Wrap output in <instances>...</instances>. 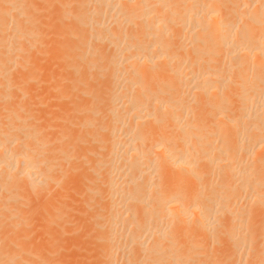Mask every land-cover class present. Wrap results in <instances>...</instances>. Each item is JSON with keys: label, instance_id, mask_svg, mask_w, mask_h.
I'll return each instance as SVG.
<instances>
[{"label": "bare ground", "instance_id": "6f19581e", "mask_svg": "<svg viewBox=\"0 0 264 264\" xmlns=\"http://www.w3.org/2000/svg\"><path fill=\"white\" fill-rule=\"evenodd\" d=\"M33 1L0 0V264H52L23 246L39 213L21 201L51 192L70 150L90 166L84 201L105 203L102 264H209L225 234L233 263L264 254V0H64L71 26H51L77 43L55 46L61 69L49 48L46 78Z\"/></svg>", "mask_w": 264, "mask_h": 264}, {"label": "rangeland", "instance_id": "374dc122", "mask_svg": "<svg viewBox=\"0 0 264 264\" xmlns=\"http://www.w3.org/2000/svg\"><path fill=\"white\" fill-rule=\"evenodd\" d=\"M34 1H33V6H34L33 11H36V13L34 12L35 16H33V18L31 17V19L32 20L35 19L36 22L40 21V22H37L40 25H41V23L43 24L42 26H44V27H41L39 25V27H40L39 29H41V30L44 29L42 31L40 30L41 32L46 31V33L44 32L45 34L42 33V36H43V34H44V37H46L45 35H48V37H46V38H49L48 40H50V39L51 40H50L49 44H44L43 46H41L39 44V48L41 50L40 49L36 50V48L32 47L34 50H36L34 53L39 51V52H37V53H39V55L33 53L34 57L32 60H34V58H35V60H37V59L39 60L42 56V58H44V57L47 58V62L50 61L49 59H51V60L53 59L52 61H54V59L57 60L58 62H56V64H55L56 67H57V63H59V65H60V62L63 63V65L61 64V66H58L59 69H61L62 67H67L71 61H69V59H66V61L61 60L62 53L58 52L59 50L55 49L56 48L55 46L57 44L60 45V44L68 43V41H69V43H74V42L77 43V41L75 40L76 38L71 39L69 36L64 37V36L54 32V30H57V29H54V30L52 29V26L54 27V25H55V27H56L57 25H59V23H61L59 25L60 27H62V25H65L66 27L71 26V24H69V23L63 22L64 23L63 24L62 22H58L59 18H58L57 13L59 12V5H61L64 0H34ZM72 1L75 4L79 0H72ZM65 2H67V0H65ZM71 6H72L71 8H75V5H71ZM32 14H33V12H32ZM56 22H58V23H56ZM51 24H52V26H51ZM59 26H57V27H59ZM65 26H63V27H65ZM41 32H40V34H41ZM49 33H52V34H49ZM51 35H53V37ZM52 38H53V40H52ZM66 39H68V40H66ZM27 48H28V45H27ZM29 48H31V47H29ZM42 48H43V50H42ZM49 48L50 49L53 48L52 51L54 52V54L52 51H50ZM57 48H59V47H57ZM33 49H31V50H33ZM55 50H57L58 53ZM30 52H33V51H30ZM30 52L28 54H31ZM48 52L51 54V55L49 54L50 56H53V58L47 54L48 57H50L48 59L47 55H45ZM24 56H26V54ZM56 56H57V59H56ZM30 57H32V56L28 55L27 60L30 61V59H31ZM36 57H37V59H36ZM52 61H50L49 63H51ZM53 63H55V62H53ZM53 63H51V64H53ZM51 64L48 65V63H47L48 66L46 67L45 72L43 71V73H44L43 77L45 76V78H46V73H48V74L51 73L52 68L54 69V71L56 70V68H54L55 65L53 64L51 67ZM49 67H51V68H49ZM25 73L26 72H22V74H25ZM43 77H41V79L39 78V80H35V81H40L41 83L38 82V84L39 83L42 84L41 86L44 87L43 89L45 90L46 84L49 82L44 83L47 80L44 81ZM47 78H48V76H47ZM42 79H43V81H42ZM35 84H36V82H35ZM37 85H36V87H40L39 85L38 86ZM47 85H50V84H47ZM48 87H51V86H47V88ZM42 90L40 93L43 92ZM52 92H53V90H52ZM55 92H57V91H55ZM57 93H58V95L56 97H55L56 93H54V95H53V97L56 98V99L54 98L55 101H53V102H56V100L59 98V92H57ZM65 101L63 103L65 105H63L62 103L56 102V104L58 103L57 107L59 109H63V110L66 109L67 108L66 103H69V101L68 100H67V102H65ZM53 104L54 103H52V105ZM56 104H54L53 107H55ZM61 104L63 105V107L61 106ZM36 108L38 109V107H36ZM36 108L35 107L29 108V109H27L26 112L27 113H35V111H37ZM47 119H49V118H47ZM51 119H53V118H51ZM80 126H81V124L78 126H72V125H69V123H65L64 125H62L60 127L61 129L59 128L60 131L59 130H56V131L58 132L57 134H59V132L61 134L69 133V134H71V136L82 137L80 135L85 133V129H83V126H81V127ZM50 132L52 133V134L50 133L51 134L50 140H51L52 136H54V133L56 134V132L55 131L54 132L50 131ZM84 138H86V137H84ZM65 139H69V138H65ZM66 141H68V140H66ZM81 153H83V152L81 151ZM76 154H75L74 150H70L67 153L66 159L64 161V164L66 165V169H67V170H64V173H65L64 176L65 177H61V178L59 177V179H57L54 183H52V187L50 188V190H51L50 193H48L46 196H39V197H36V196L33 197L34 195L33 196L29 195V197H28V195H26L24 200H25V202H27V204L25 202H23V200L21 201L22 205L24 203V205L22 206L23 207L22 209H25V207L30 205L29 209L26 208L27 210L25 209V211H23L26 215L28 214V212H31V213H29L30 215L28 214L29 220L31 219L32 216H34L33 213H35V212L39 213V219L32 221V222L31 221L26 222V229H27L26 240L27 241L26 242H25V240L23 241V246L27 247L29 245L31 247V245H34L33 247L35 248L36 254H37V250H38L37 256L38 257H46L48 255H49L48 257L51 256L50 259H51L52 264H102L108 260V257H107L108 255L103 254L104 255V256L102 255L103 257L100 255L101 258L100 257L98 258L99 249L104 245L103 242L101 241V239L98 237V234L100 236V233L98 231L100 229L97 228L98 230L97 229L91 230L90 229L91 227H89V226H91V224H92V221H93L92 219L95 218L94 217L95 215L92 216V214H96V216L98 215L97 210L100 209L99 206H101V204L103 205L104 200L100 199V200H103V201H101L102 203L100 202V205L98 202L99 199H98V201H96L97 199L95 200V202H96L95 205H97L98 207L93 205L94 202H92V201H94V199L91 201L92 204L91 203L89 204L90 206L86 203L87 198L85 199L86 201H84L82 195H86V194L82 193L83 192L82 189L80 192V188H81L80 185L86 186L85 181H87L86 180L87 178L85 179L84 176L87 177L88 173L86 170H88V167H90V166L88 165V167H87V163L82 161L83 160L82 156L84 153L81 154L82 156L78 155L80 153H78L77 155ZM83 172L85 173V175ZM78 192H80V193H78ZM58 199H59V201H58ZM65 200H67V201H65ZM28 202L30 204H28ZM73 202H74V204H73ZM49 203L50 204L52 203L51 204L52 207L48 206ZM25 204H26V206H25ZM55 205H57V206H55ZM92 205L95 206V209H94V207L92 209ZM103 207L100 210H103ZM34 208H36V209L34 210ZM253 213H254L253 214L254 217H256L257 212H253ZM91 216L93 218H91ZM262 216L264 219V214H262ZM224 220H226V218H224ZM54 225L56 227H54ZM262 226H264V220L257 227L258 228L257 229V232H258L257 236L259 237V239L261 237V231L264 230V227H262ZM38 238H39V240L41 239L40 242H39V240H37ZM222 239H221L222 240L221 243L216 242L215 244L209 246L210 252L207 255L202 256L201 257L202 259L199 258L202 263H209V264L210 263L211 264H219V262H220V264H230V263L236 264L237 263L236 261H234L235 263L232 262L233 256H231V255L234 254V251H237L238 245L237 246L233 245L234 243L231 240V238L229 237V234H225V238H222ZM263 240H264V235H263ZM36 241H37V243H36ZM122 241L124 242L125 239ZM123 242H121L119 244L123 245ZM152 242H153V240H151V243ZM230 242H231V244H230ZM210 244H212V243H210ZM7 249H9V250H7ZM7 249H6L7 252H9V251L10 252L21 251L20 249H16L15 247L13 248V245ZM218 250H219V252H218ZM218 254H220V255H218ZM54 255H55V257H54ZM209 257H211V258L209 259ZM103 258L105 259V261ZM229 258H230V260H229ZM101 259H102V263H101V261H99ZM116 259H118L119 261ZM213 259H214V261H213ZM114 260H115V264H123L121 261L122 260L121 257H118V255L115 257ZM249 260H250V264H264V254L263 253H258V254L253 253L249 256ZM117 262H119V263H117ZM145 264H146V262H145ZM237 264H242V263H237ZM246 264H248V263H246Z\"/></svg>", "mask_w": 264, "mask_h": 264}]
</instances>
